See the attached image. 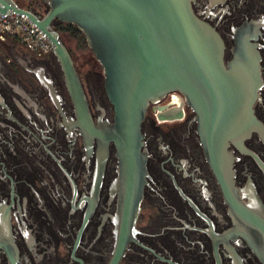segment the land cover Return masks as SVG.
Returning <instances> with one entry per match:
<instances>
[{
	"label": "flooded vegetation",
	"instance_id": "flooded-vegetation-1",
	"mask_svg": "<svg viewBox=\"0 0 264 264\" xmlns=\"http://www.w3.org/2000/svg\"><path fill=\"white\" fill-rule=\"evenodd\" d=\"M38 2L42 9H26L41 17L48 7ZM192 8L221 36L225 65L241 42L258 53L252 108L263 132L228 147L239 194L225 190L206 157L194 109L171 93L141 122L147 183L133 228L124 226L111 189L116 148L103 140L114 108L94 53L67 47L85 113L53 49L9 40L0 45V264H263L232 203L254 192L264 205V0H194Z\"/></svg>",
	"mask_w": 264,
	"mask_h": 264
},
{
	"label": "water",
	"instance_id": "water-1",
	"mask_svg": "<svg viewBox=\"0 0 264 264\" xmlns=\"http://www.w3.org/2000/svg\"><path fill=\"white\" fill-rule=\"evenodd\" d=\"M194 0H45L40 17L16 0H0V13L25 14L47 37L62 64L72 97L86 113V101L72 59L53 20L75 25L102 66L114 120L104 127V145L113 142L118 159L111 189L124 226L132 229L147 183V151L141 122L150 104L179 93L196 112L204 153L225 190L234 186L232 143L263 127L252 105L261 87L258 53L241 42L224 64V42L194 12ZM104 149L102 166L107 158ZM102 169V167H101ZM236 220L264 264V205L253 192L248 202L233 199Z\"/></svg>",
	"mask_w": 264,
	"mask_h": 264
},
{
	"label": "built area",
	"instance_id": "built-area-1",
	"mask_svg": "<svg viewBox=\"0 0 264 264\" xmlns=\"http://www.w3.org/2000/svg\"><path fill=\"white\" fill-rule=\"evenodd\" d=\"M11 39H15L25 44L30 49L37 52H47L52 50L47 37L36 27L25 14L0 13V45ZM177 98V96L172 95Z\"/></svg>",
	"mask_w": 264,
	"mask_h": 264
},
{
	"label": "trees",
	"instance_id": "trees-1",
	"mask_svg": "<svg viewBox=\"0 0 264 264\" xmlns=\"http://www.w3.org/2000/svg\"><path fill=\"white\" fill-rule=\"evenodd\" d=\"M17 1V0H16ZM24 4L20 5L23 8H26L27 4H32V5H36L39 9H42V5L40 4V2H38V0H22ZM55 29L58 31V33L60 31L66 32L70 37L76 39L78 42H82L83 44H85V46L87 45L86 40L84 35L82 34V32L75 26L72 25L70 23H60L58 24ZM13 42L17 41L15 39H11Z\"/></svg>",
	"mask_w": 264,
	"mask_h": 264
},
{
	"label": "rangeland",
	"instance_id": "rangeland-1",
	"mask_svg": "<svg viewBox=\"0 0 264 264\" xmlns=\"http://www.w3.org/2000/svg\"><path fill=\"white\" fill-rule=\"evenodd\" d=\"M17 2L19 5L24 4L22 0H17ZM59 38L69 49H75V48H81L83 46L84 47L87 46V45L85 46V44H83L82 42H78L76 39L70 37L66 32L63 31L59 32Z\"/></svg>",
	"mask_w": 264,
	"mask_h": 264
}]
</instances>
